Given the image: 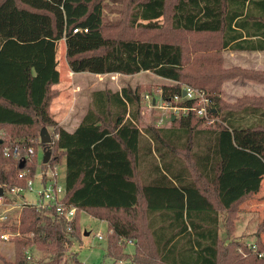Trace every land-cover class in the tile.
I'll return each mask as SVG.
<instances>
[{"label": "trees", "instance_id": "obj_1", "mask_svg": "<svg viewBox=\"0 0 264 264\" xmlns=\"http://www.w3.org/2000/svg\"><path fill=\"white\" fill-rule=\"evenodd\" d=\"M114 1L123 4L120 17L108 21L105 0H0V130L5 132L0 136V187L23 184L16 178L20 162L3 154L8 139L35 148L36 155L22 167L30 175L40 145L43 157L50 149V166L64 159L63 200L77 209L65 222L53 211L47 215L23 205L19 223L10 227L21 234L10 239L16 256L11 262L2 259L6 264H60L67 246L79 237L80 212H87L108 224L106 256L123 258L125 264H249L239 259L245 253L261 254L259 263L264 264V217L254 233V247L225 243L218 236L219 210L231 213L228 237L237 211L257 192L262 176L247 169L253 177L233 176L224 192L222 180L229 164L233 168L236 163L229 159L225 164L222 132L229 131L235 149L248 157L246 161L257 159L264 174V101L236 108L221 104L217 93L222 72L188 67L184 46L171 38L172 33L166 35L214 34L219 49L264 51V0ZM83 28L87 32L79 30ZM60 40L71 71H150L172 82L162 85L164 100L180 94L181 83L204 89L220 121L200 128L203 118L190 112L172 119L169 127L147 125L141 130L140 89L103 87L92 90L80 123L68 131L51 113L59 95ZM43 127L57 135L53 150L51 143L38 141ZM148 152L157 154L159 161L140 183L139 166ZM43 157L41 168L46 170ZM122 240L133 242L132 253L118 245ZM31 245L50 258L32 260L26 251ZM73 264L85 263L76 259Z\"/></svg>", "mask_w": 264, "mask_h": 264}, {"label": "rangeland", "instance_id": "obj_2", "mask_svg": "<svg viewBox=\"0 0 264 264\" xmlns=\"http://www.w3.org/2000/svg\"><path fill=\"white\" fill-rule=\"evenodd\" d=\"M106 9H105V18L108 21L116 20L120 17V12L123 4L119 1L114 0H105ZM162 22V19H160ZM166 35L172 33L171 38L178 41L181 45L184 46L186 53V65L191 68H196L201 72L214 73L216 70L222 72V79L219 84V92L217 93L218 98L221 101V104L226 105V107H238L240 104H250L253 101H264V51H234L217 48L218 36L214 34H194L186 32H169L166 31ZM206 50H202L203 48ZM198 53H207L212 58L201 56ZM215 54V57H213ZM215 61V65L209 64V61ZM57 61L58 69L61 73L62 81L66 80V73L68 72V65L65 60V43L64 40H60L57 43ZM114 74H93L90 72H80L76 73L72 77V82L75 87H81L80 99L77 100L78 112L71 113L66 121H76L80 120L81 117L86 112L89 103H90V94L93 89H100L103 87H110L113 90H119L122 87H129L131 89L138 88L141 91V96L149 93V96L156 98V104H153L152 99L144 100L141 99V113L138 126L141 130L147 125H156L158 127H169L170 121L174 118L180 117L179 112H175L172 108H165V102L161 97L160 89L164 84H172L171 81H165L164 79H159L152 72L141 71L137 74L119 76V78H111ZM64 93L61 99L57 100L56 103L58 106V114L68 112L67 106L70 101L69 93V81L65 82ZM184 86H190L185 83H181V89ZM192 87V86H190ZM195 88V87H193ZM204 91V97L209 98L211 113L207 118H203L204 124H200V128H207V125H212L215 122H219V117H216L215 108L213 107V101L208 96V93L204 89L195 88ZM216 94V93H215ZM54 103V104H56ZM57 109V107L55 108ZM196 117H199L196 112H192ZM58 114H54L56 119H60ZM201 118V117H200ZM210 119V120H209ZM214 125V124H213ZM49 133L53 136L52 128L47 127ZM144 138L146 134H144ZM142 138V143L145 142V139ZM54 144L51 145L53 150ZM152 148V146H150ZM221 148L223 149V154L225 164L228 165L229 159L235 161L233 168L227 172V175L223 178V190H225V183H228L231 178L236 176H241V173L249 175L247 169L252 171V175L255 173L261 172L262 167L260 163L255 158H251L249 161H246L248 157L244 155L241 151L236 150L231 143L229 131L222 132V143ZM37 160L38 164L36 167V173H40V166L43 157V150L40 145L37 146ZM245 151V150H244ZM248 152V151H246ZM243 154V156H242ZM245 156V157H244ZM158 155L152 152H149L142 158V161L139 166V180L140 183H144L148 180L149 169L151 165L157 163ZM58 172L61 176L64 175V159L61 160L58 165ZM249 175V177H253ZM258 175V174H256ZM264 175V174H263ZM251 179V178H250ZM260 186L257 192L255 193H264V176L260 178ZM261 191V192H260ZM260 194V195H261ZM230 197V196H229ZM19 209L15 211L10 219V221L5 225L7 226V233L10 238L8 240L0 239V264H6V261H13L15 258V242L10 240L11 238L19 237L21 234L17 231H11V226H16L19 223ZM251 213H241L240 218L238 219V213H236V218L233 221V231L231 235L227 237L226 231L227 227V217H230L231 213L226 210H219V227L223 232L222 235L227 237V242H240L247 243L249 246H253L255 241L254 233L259 227V223L264 217V207L253 208L250 210ZM1 227V226H0ZM79 237L73 238L71 244L67 246L60 258V264H73V260L78 259L79 261L85 264H107V263H117L125 264L126 260L123 258L111 259L106 256V245L107 240L106 236L108 233V224L107 222L101 221L87 212H80L79 217ZM5 230V229H4ZM1 231V230H0ZM88 233L85 235L84 233ZM101 233L103 239H98L96 233ZM225 240V239H224ZM126 244V245H125ZM118 245L124 248L126 252H132L134 249L133 244L130 241L122 240L118 241ZM122 249V248H121ZM26 251L28 255L31 256V259L34 261H46L50 258V255L43 249L37 248L35 245H31ZM25 251V252H26ZM242 255L244 262L249 264H260L258 256L253 255ZM4 260H3V259ZM238 259V260H239ZM264 261V260H263Z\"/></svg>", "mask_w": 264, "mask_h": 264}, {"label": "built area", "instance_id": "obj_3", "mask_svg": "<svg viewBox=\"0 0 264 264\" xmlns=\"http://www.w3.org/2000/svg\"><path fill=\"white\" fill-rule=\"evenodd\" d=\"M84 32H87V28L79 29ZM78 29H73V32H77ZM141 72V71H140ZM150 72V71H149ZM80 73L70 71V75ZM114 75L111 78H119V76H123L119 72H112ZM110 73V74H112ZM139 73V72H137ZM134 73V74H137ZM98 74V73H93ZM100 74V73H99ZM107 74V73H101ZM133 75V74H124ZM156 76V75H155ZM159 77V76H157ZM159 79H162L159 77ZM167 81L166 79H164ZM73 85L71 81V97L72 100L75 99L77 102L80 99L81 95V87ZM120 90V89H119ZM185 91L183 95L182 92ZM162 98V88L160 89ZM204 91L195 89L190 86H184L181 89L180 94H174L169 99L164 100L165 108H172L175 112H179L180 115L186 116L190 112H196L199 117L207 118L209 116L210 109V100L207 97H204ZM144 100H149L152 97L149 96V93H146L142 97ZM156 98H153V104H156ZM183 101H190L192 104L190 105H182ZM210 120V119H209ZM5 135V132L0 130V136ZM51 135V134H50ZM57 135H51V144L56 138ZM9 143L3 148V154L6 157H10L14 160L21 162L22 160L25 162L26 159L30 160L33 155H36L35 148L32 145L24 146L21 141L10 140ZM23 141V140H22ZM40 141V138H38ZM29 142H33L30 140ZM47 169L44 170L40 168V173H36V171L30 175L29 171L21 168L17 174L16 178L23 182V184L13 185L6 190L3 188V193L0 195V226L6 225L13 213L20 209L23 205H32L38 211H41L44 214L51 215L50 211H53L58 217L62 218L65 222L71 221L76 213V207L71 205L63 200L65 195V182L64 175L61 176L58 172V166H50L49 162L45 163ZM42 166V163H41ZM40 166V167H41ZM98 239H103L101 233H96ZM10 238L9 234L6 230L0 231V239L8 240ZM254 247V245L252 246Z\"/></svg>", "mask_w": 264, "mask_h": 264}, {"label": "crops", "instance_id": "obj_4", "mask_svg": "<svg viewBox=\"0 0 264 264\" xmlns=\"http://www.w3.org/2000/svg\"><path fill=\"white\" fill-rule=\"evenodd\" d=\"M229 51V50H228ZM231 51V50H230ZM258 52V51H257ZM70 69H68V72L66 73L65 77H66V80L63 79L62 81V77H61V73H60V82L56 85V88L59 90V95L53 100L52 102V105H51V113L54 115V114H58V104L56 103L57 100L61 99L62 96H63V93H64V88H65V82L69 81V93H70V101H69V105L67 106V109H68V112H67V115L66 113H62V114H58V116L60 117V119H56L60 125H62L65 129H67L68 131H73L77 126L78 124L80 123V120H76V121H66L68 116L71 114V113H77L78 112V104L76 103L75 99L72 100V97H71V92H70V83L72 81V77L75 76V73L72 74V76L70 75ZM59 98V99H58ZM56 103V104H54ZM57 107V109H55ZM55 117V116H54ZM64 169H65V162H64ZM264 175L262 174V177ZM261 182V181H260ZM261 192V191H260ZM254 193L250 199L243 205V209L239 211L238 213V219L240 218V215L241 213H251L250 210H252L253 208H260V207H264V193ZM259 196V197H258ZM261 198V199H260ZM257 199H260V200H257ZM219 220V218H218ZM101 221H104L106 222L105 220H101ZM218 226H220L218 224ZM222 231H221V228L219 227L218 228V236L221 240H224L225 243H227V237L225 238L224 235H222ZM88 233L86 232L85 235H87ZM131 244H133V242H130ZM134 245V244H133ZM133 252V251H132ZM131 252V253H132ZM130 253V252H128Z\"/></svg>", "mask_w": 264, "mask_h": 264}, {"label": "water", "instance_id": "obj_5", "mask_svg": "<svg viewBox=\"0 0 264 264\" xmlns=\"http://www.w3.org/2000/svg\"><path fill=\"white\" fill-rule=\"evenodd\" d=\"M182 94L184 95L185 94V91L182 92ZM39 138H40V141L42 143H46V144H49L51 143V135L48 131L47 128L43 127L41 130H40V134H39ZM0 142H2V140L0 139ZM49 157H50V149H48L45 153H44V157H43V162L46 163L48 162L49 160ZM24 165V161L22 160L19 164V167L22 168ZM3 193V189L2 187H0V195H2ZM86 234V233H84Z\"/></svg>", "mask_w": 264, "mask_h": 264}]
</instances>
